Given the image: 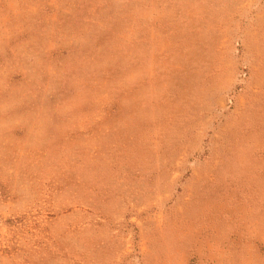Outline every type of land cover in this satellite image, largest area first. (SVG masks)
Instances as JSON below:
<instances>
[{
  "label": "rangeland",
  "instance_id": "obj_1",
  "mask_svg": "<svg viewBox=\"0 0 264 264\" xmlns=\"http://www.w3.org/2000/svg\"><path fill=\"white\" fill-rule=\"evenodd\" d=\"M0 264H264V0H0Z\"/></svg>",
  "mask_w": 264,
  "mask_h": 264
}]
</instances>
